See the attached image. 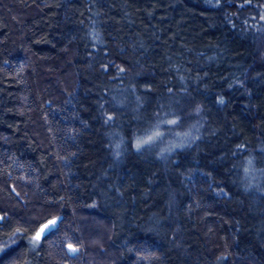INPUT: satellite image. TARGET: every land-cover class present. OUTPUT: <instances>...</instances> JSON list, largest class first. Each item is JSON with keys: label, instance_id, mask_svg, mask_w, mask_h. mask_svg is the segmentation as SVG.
I'll use <instances>...</instances> for the list:
<instances>
[{"label": "trees", "instance_id": "1", "mask_svg": "<svg viewBox=\"0 0 264 264\" xmlns=\"http://www.w3.org/2000/svg\"><path fill=\"white\" fill-rule=\"evenodd\" d=\"M0 264H264V0H0Z\"/></svg>", "mask_w": 264, "mask_h": 264}, {"label": "rangeland", "instance_id": "2", "mask_svg": "<svg viewBox=\"0 0 264 264\" xmlns=\"http://www.w3.org/2000/svg\"><path fill=\"white\" fill-rule=\"evenodd\" d=\"M168 122V121H167ZM171 124V123H170ZM166 125H168L167 123H166ZM162 127H163V125H162ZM169 127V126H168ZM193 130V131H192ZM191 130V132H190V134L189 135H186V137H187V139H191V137H192V134L193 133H195V129H192ZM155 131H157L156 129L152 132V134H145L144 136H142L141 138H140V140H139V145H143V144H148V143H155V142H159L160 143V153H161V155L162 156H167L168 154H170L172 151L171 150H173V149H175L176 147H178V146H183L185 143H181V144H178V143H180V142H183L184 140H187V139H178L176 136L175 137H170V139H168L167 137L166 138H164V134H165V132L164 131H160V130H158L159 132H160V136H154L153 134H154V132ZM149 136H153V139L151 140V141H148V137ZM192 140V139H191ZM144 141H147L146 143L144 142ZM171 151V152H170ZM53 220H55V221H57L55 218H53V219H50V220H48L47 222H45L42 226H41V228L39 229V231L37 232V233H40V238L48 231V228H45L44 226L45 225H48L49 226V228H52V227H54L55 225H51L49 222L50 221H53ZM82 220V224H83V229H85V230H88V229H91V230H94L96 233H97V235L100 233V231H101V229L99 228V226L97 225V222H95V223H92V226H90V223H86V221H88V219H85V218H82L81 219ZM56 224V223H55ZM41 229H44L43 230V232H41ZM36 236V235H35ZM39 238V239H40ZM100 241V239H97L96 241H95V244H96V242H99Z\"/></svg>", "mask_w": 264, "mask_h": 264}, {"label": "snow or ice", "instance_id": "3", "mask_svg": "<svg viewBox=\"0 0 264 264\" xmlns=\"http://www.w3.org/2000/svg\"><path fill=\"white\" fill-rule=\"evenodd\" d=\"M168 123H175V121H168ZM153 135L158 137V136H160V132L157 130V131L154 132ZM152 139H153V136H149V137H148V141H151ZM144 142L146 143L147 141H144ZM137 147H139V142H138V144H137ZM49 223H50L51 225H55L56 221L53 220V221H50ZM44 227H45V228H48L49 231H52V229L49 228L48 225H45ZM43 230H44V229H41V232H43ZM39 238H40V233H37L36 236H35L33 239H34V240H39Z\"/></svg>", "mask_w": 264, "mask_h": 264}]
</instances>
